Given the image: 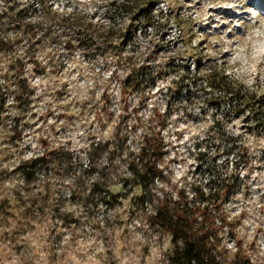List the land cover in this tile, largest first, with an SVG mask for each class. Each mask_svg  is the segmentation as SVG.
Returning <instances> with one entry per match:
<instances>
[{
    "label": "rangeland",
    "instance_id": "rangeland-1",
    "mask_svg": "<svg viewBox=\"0 0 264 264\" xmlns=\"http://www.w3.org/2000/svg\"><path fill=\"white\" fill-rule=\"evenodd\" d=\"M18 1L38 6L41 0ZM247 1L150 0L154 15L168 13L172 6L187 27L171 24L159 28L156 36L151 28L145 36L136 31L141 45L152 39L156 51L151 64L167 66L143 100L137 90L126 102L120 97L117 79L110 75L112 62L103 55L67 48L65 35L32 39L36 44L23 61L32 94L17 122L19 137L12 135L11 122L0 124V177L19 160L49 150L53 160L47 168L55 169L46 181L40 180L50 199L48 207L40 201L38 212L14 202V174L0 178V198L6 195L10 204L0 209V264H168L170 238L150 219L157 197L204 184L211 175L229 177L235 184L221 205L232 220L235 238L225 233L222 243L234 251V240L240 239L252 264H264V130L253 131L241 113L223 117V107L215 114L206 101L209 94L192 83L187 85L189 100L173 86L183 76L177 64L193 72L194 61L200 59L204 68L217 64L228 76L264 93V0H256L261 8L253 2L245 7ZM44 2L102 19L111 9L109 0ZM114 22L122 25L120 18ZM188 37L189 47L184 44ZM7 55L0 54V60ZM139 56L137 60H143L146 53ZM156 112L165 121L160 128L162 173L140 200L137 190L117 181L129 176L126 164L142 134L159 129ZM215 116L222 120L207 136ZM96 143L106 146L93 150ZM199 151L214 160L216 168L198 167ZM89 168L99 169L118 194L107 206L97 193L86 195ZM73 183L83 193L79 197L68 195Z\"/></svg>",
    "mask_w": 264,
    "mask_h": 264
},
{
    "label": "trees",
    "instance_id": "trees-1",
    "mask_svg": "<svg viewBox=\"0 0 264 264\" xmlns=\"http://www.w3.org/2000/svg\"><path fill=\"white\" fill-rule=\"evenodd\" d=\"M109 2L110 12L102 19L95 18L88 12L60 11L52 8L50 4H45L44 0H41L38 6H30L27 2L18 0H0V54L2 56L8 53L4 60H0L4 61L0 66L3 70L0 73V124L11 122L10 131L14 137H19L17 122L22 117V110H25L32 94L33 88L23 73V61L26 52L29 53V49L32 48V43L36 44L32 40L35 36L40 40L41 37L49 39L65 35L67 37L63 38V42L67 48L78 47L82 51L90 50L98 56L103 55L106 60L112 62L113 69L110 75L116 77L120 97L125 102L135 90L139 93L138 99L143 100L146 89H150L155 85L156 79L161 77L167 66L155 67L151 64L150 58L155 59L152 52L156 51L152 39L148 38L147 42L141 45L136 31L139 30L145 36L146 30L151 28L153 36H156L159 28L162 30L171 24L186 28V22L172 13L174 8L172 6L168 13L160 12L154 15L150 0ZM125 14L129 16L124 17ZM116 17L122 19L120 27L115 26ZM191 41L192 37H188L184 44L189 47ZM144 53L145 59L137 60L139 55ZM180 58L182 59L183 55ZM177 65L183 76L179 81H175L173 86L179 93L183 92L186 100L190 99L191 94L187 85L192 83L205 94H209L206 101L215 114L223 107L226 108L223 117L228 113L234 115L241 113L243 118L248 120V125L251 124L249 127L253 131L264 130V93L260 88L255 90L248 88L239 80L228 76L225 68L217 64L204 68L200 59L194 61L193 72L188 66L179 63ZM156 116L159 129L142 134L140 146L134 155L131 154L126 164L129 176L117 181L122 187L130 185L129 187L137 190L136 197L140 200H143L149 192V187L162 173L158 164L164 153L160 128L165 126V121L160 113L156 112ZM220 120L221 116L211 119L212 124L207 136L213 133L215 123ZM98 144L93 145V150L103 148L106 143ZM242 150L245 152V148ZM52 152L44 151L23 158L11 171L5 170L0 177L5 180L9 177L7 174H14L15 178L10 179L18 183L12 186L11 193L14 202L22 203L19 207L27 203L25 211L38 212L40 201L47 203L46 207L49 206V192L42 186L44 183L40 180L46 181L48 173L55 169L47 168L53 160ZM87 158L90 163L91 152ZM197 159L198 167L216 168L214 160H209L205 153L199 151ZM89 170L92 177L89 180V187L86 188V195L92 196L97 193L98 201L107 206L118 194L111 190V184L103 178L104 175L99 169ZM41 176L44 178L41 179ZM234 185V180L229 177L221 176L215 179L211 175L204 184L197 182L187 186V190L180 188L175 194L164 192L157 197V204L150 219L170 238L171 249L166 257L168 264H252L242 249L240 239L234 240V251H230L226 244L222 243V235L225 233L232 240L235 238L232 220L221 208ZM81 193L75 183L68 191L71 198L75 195L79 197ZM9 205V198L6 195L2 196L0 209L6 210Z\"/></svg>",
    "mask_w": 264,
    "mask_h": 264
},
{
    "label": "bare ground",
    "instance_id": "bare-ground-1",
    "mask_svg": "<svg viewBox=\"0 0 264 264\" xmlns=\"http://www.w3.org/2000/svg\"><path fill=\"white\" fill-rule=\"evenodd\" d=\"M238 1H239V0H238ZM261 1H263V0H261ZM252 2H254V0H249V1H247V2L244 3V6H245V7H249V6L251 5ZM263 5H264V3H263ZM225 12H226V10H225Z\"/></svg>",
    "mask_w": 264,
    "mask_h": 264
}]
</instances>
